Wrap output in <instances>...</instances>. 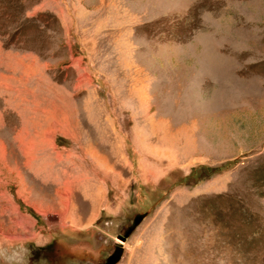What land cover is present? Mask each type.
Masks as SVG:
<instances>
[{
  "label": "rangeland",
  "instance_id": "374dc122",
  "mask_svg": "<svg viewBox=\"0 0 264 264\" xmlns=\"http://www.w3.org/2000/svg\"><path fill=\"white\" fill-rule=\"evenodd\" d=\"M118 242L264 264V0H0V264Z\"/></svg>",
  "mask_w": 264,
  "mask_h": 264
},
{
  "label": "water",
  "instance_id": "95a60500",
  "mask_svg": "<svg viewBox=\"0 0 264 264\" xmlns=\"http://www.w3.org/2000/svg\"><path fill=\"white\" fill-rule=\"evenodd\" d=\"M120 236L123 239L126 237L125 235H120ZM122 249H123L122 242H118L116 251L110 256V258L107 259L106 264H114L120 258Z\"/></svg>",
  "mask_w": 264,
  "mask_h": 264
}]
</instances>
